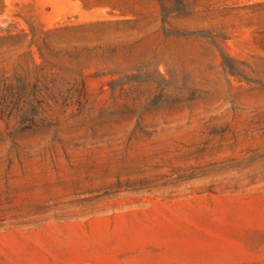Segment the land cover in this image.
Masks as SVG:
<instances>
[{"label":"rangeland","instance_id":"rangeland-1","mask_svg":"<svg viewBox=\"0 0 264 264\" xmlns=\"http://www.w3.org/2000/svg\"><path fill=\"white\" fill-rule=\"evenodd\" d=\"M0 264H264V0H0Z\"/></svg>","mask_w":264,"mask_h":264}]
</instances>
